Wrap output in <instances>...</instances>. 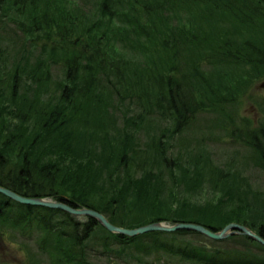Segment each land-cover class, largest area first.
Masks as SVG:
<instances>
[{
	"label": "trees",
	"instance_id": "16d2710c",
	"mask_svg": "<svg viewBox=\"0 0 264 264\" xmlns=\"http://www.w3.org/2000/svg\"><path fill=\"white\" fill-rule=\"evenodd\" d=\"M89 1L0 0V186L128 229L238 223L264 238V103L258 126L235 109L264 78V0ZM203 114L247 148L242 161L218 163L190 136ZM5 241L31 264H264L245 236L127 237L0 194Z\"/></svg>",
	"mask_w": 264,
	"mask_h": 264
},
{
	"label": "rangeland",
	"instance_id": "374dc122",
	"mask_svg": "<svg viewBox=\"0 0 264 264\" xmlns=\"http://www.w3.org/2000/svg\"><path fill=\"white\" fill-rule=\"evenodd\" d=\"M89 2H90L89 0H68V4L67 3L65 4L67 7L72 8L79 4H88ZM13 29L14 28H11L9 25L6 31L5 30L2 31L4 34H6V37L7 34L16 35L15 40H18L21 34L19 30L17 31L14 29L16 31L15 33ZM28 40L31 41L30 38ZM10 42L14 44L16 43L15 41H11V40ZM22 42L17 43L15 49L21 46ZM118 47L120 48V46ZM250 84L251 85L248 87L247 92L241 96L239 100V105L235 109L237 110L236 112L239 113V116L242 119L247 120V122H249L250 125L253 127V126H258L260 124L261 118L263 117L262 113H260V111L256 109L255 102L259 101L264 103V78H260L253 83L251 82ZM211 118L216 119L215 117H211L206 114L197 117V119L195 120L196 122L189 129V132L191 133L190 136L191 137L196 136L199 137L200 139L204 137L205 144L207 145L210 154L212 155L213 159H215L218 163L224 164L225 162H229L231 157L237 159L238 161H242V158L249 153L247 148L237 142L232 141L231 138L228 135H225L222 129L219 128L220 126H218V121L209 120ZM197 130L198 132L200 130H202L203 132L196 134ZM248 168H252L250 163ZM252 170L256 171L254 168ZM258 173H255V175L257 176H255L254 174L253 175L258 178L259 184L264 185V178L263 176H260V174ZM14 230L16 232V230L18 229H14ZM241 240L243 239L242 238L232 239L230 241L225 242L223 244V247L225 246L226 248H234L237 247L239 243L240 245H244V243L241 242ZM151 241H153V237H145L142 238L139 243L146 244V243H150ZM133 248L134 247H131V249ZM251 251L255 252L256 254L263 253L262 251H259L257 246L254 244H252L251 246ZM31 255H32L31 250L26 249L17 243L12 244L10 246H8L6 241L4 245L0 243V264H31L29 261V257ZM102 264H104V262H102Z\"/></svg>",
	"mask_w": 264,
	"mask_h": 264
},
{
	"label": "water",
	"instance_id": "95a60500",
	"mask_svg": "<svg viewBox=\"0 0 264 264\" xmlns=\"http://www.w3.org/2000/svg\"><path fill=\"white\" fill-rule=\"evenodd\" d=\"M0 194L22 205L61 210L71 216L94 219L110 233L127 237H136L152 232L174 233L179 231H189L199 233L213 241H224L232 236H245L264 247L263 237L247 226L238 223H230L219 231H213L201 224L191 222L175 224L155 222L135 229H128L113 225L102 213L89 208H73L66 203L56 202L46 198H26L2 186H0Z\"/></svg>",
	"mask_w": 264,
	"mask_h": 264
}]
</instances>
